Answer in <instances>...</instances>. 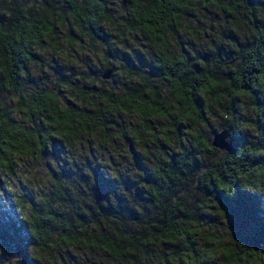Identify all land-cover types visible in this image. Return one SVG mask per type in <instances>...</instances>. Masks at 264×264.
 <instances>
[{
	"label": "trees",
	"instance_id": "obj_1",
	"mask_svg": "<svg viewBox=\"0 0 264 264\" xmlns=\"http://www.w3.org/2000/svg\"><path fill=\"white\" fill-rule=\"evenodd\" d=\"M132 36L152 59L130 71L125 88L107 86L119 73L109 56L118 60ZM66 46L107 55L100 77L68 104L36 79L47 52ZM107 69L112 77L103 79ZM244 98L253 118L242 113ZM216 111L223 121L212 134L229 130L232 150L219 154L211 131L187 144L186 124L206 126ZM123 113L139 116L153 143L155 119L176 133V147L137 175L153 209L116 198L95 211L81 206L77 187L56 179L52 195L23 200L6 218L7 242L44 252L85 247L109 255V264H264V0H0V182L19 160L33 162L61 143L112 141L111 118ZM133 133L119 137L139 141ZM213 212L227 233L212 230Z\"/></svg>",
	"mask_w": 264,
	"mask_h": 264
},
{
	"label": "rangeland",
	"instance_id": "obj_2",
	"mask_svg": "<svg viewBox=\"0 0 264 264\" xmlns=\"http://www.w3.org/2000/svg\"><path fill=\"white\" fill-rule=\"evenodd\" d=\"M109 33H111L110 30ZM185 37L187 38L186 34ZM191 40L194 42L192 36L188 41L191 42ZM125 48L118 60L109 56L113 62L111 65L118 69L119 73L109 85L106 84L107 86L125 88L131 82L130 71L139 70L142 64L152 59L150 49L137 36L130 37ZM106 57L102 47L97 50L85 46L83 49L74 50L66 46L60 52L51 49L44 57L45 67L36 69L37 82L47 84L55 91L60 90L63 102L68 104L70 100L79 98L77 94H83L81 86L85 81L100 77L99 69L102 68ZM91 67L93 70L90 69ZM87 72H91L90 75ZM241 107L242 113L252 117L249 99L244 98ZM216 112L215 115L209 116V124L206 126L194 121L186 124L184 140L187 144L191 145L197 141L198 135H209V131H211L210 141L212 140V129L218 127L223 121L221 114ZM111 126L113 139L110 142L103 141L101 135H93L83 136L70 144L61 143L57 147L50 148L46 154L33 162L26 158L19 160L15 167L16 174L4 177V181L0 182V264H19L20 260H26L29 264L27 256H31L35 264H109L111 261L109 255L85 247H63L44 252L26 247L23 242L8 243L6 218L15 209L18 210L25 205L23 200L31 199L41 202L42 198L52 195L56 179L77 187L76 190L80 191L77 192V196L83 195L81 206L89 204L95 211H100L108 201L119 198L122 201L130 199L135 208L147 209L150 212L153 209L151 197L147 188L137 183V175L141 168H152L156 159L164 157L166 152L176 147V133L171 131L170 121L155 119L153 123L149 122V128L157 130L152 133V139L154 135H157L158 142L153 143L151 134L142 126V119L125 113L113 116ZM133 131H137L140 135L139 141L120 139L121 133H126L132 138ZM196 132H198L197 135ZM253 133L254 131L248 133L252 140L256 139ZM130 145H133L132 153L129 151ZM223 152L225 151L219 150V154ZM199 155L206 165L213 161L210 154L199 153ZM103 177L110 178L111 184L106 183ZM194 185L193 182L187 186ZM199 189L195 188L193 192L201 193ZM262 198L264 200V194ZM213 213L212 230L221 229L226 230L227 233L228 227L221 214ZM100 218L103 224V216L100 215ZM159 250L157 248L158 253Z\"/></svg>",
	"mask_w": 264,
	"mask_h": 264
},
{
	"label": "water",
	"instance_id": "obj_3",
	"mask_svg": "<svg viewBox=\"0 0 264 264\" xmlns=\"http://www.w3.org/2000/svg\"><path fill=\"white\" fill-rule=\"evenodd\" d=\"M113 70L107 69L102 74L103 79H110L112 77ZM230 137V131L227 129L223 130H216L212 134V146L225 150V151H231L232 150V144L229 140ZM131 152L133 151L132 146H130ZM19 264H28L26 260H20Z\"/></svg>",
	"mask_w": 264,
	"mask_h": 264
}]
</instances>
